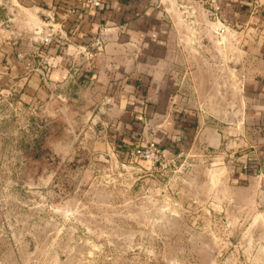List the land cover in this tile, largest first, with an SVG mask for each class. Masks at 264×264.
<instances>
[{"label":"rangeland","instance_id":"1","mask_svg":"<svg viewBox=\"0 0 264 264\" xmlns=\"http://www.w3.org/2000/svg\"><path fill=\"white\" fill-rule=\"evenodd\" d=\"M20 10L15 0H0V65L12 43L31 46L36 64L49 55L40 40L46 28ZM37 75L0 85V224L18 257L28 264H264L263 248L243 245L264 232L246 229L248 217L234 212L218 181L234 151L196 140L195 110L186 132L178 102L168 117L144 99H127L131 88L122 96L112 87L95 92L68 73L61 82L29 83ZM152 144L158 161L132 155Z\"/></svg>","mask_w":264,"mask_h":264},{"label":"crops","instance_id":"2","mask_svg":"<svg viewBox=\"0 0 264 264\" xmlns=\"http://www.w3.org/2000/svg\"><path fill=\"white\" fill-rule=\"evenodd\" d=\"M15 1L54 42L43 46L49 55L37 64L31 46L7 45L1 86L22 84L35 70L31 84L61 82L68 73L95 92L112 87L122 96V88H131L127 99H144L168 117L178 102L186 132L195 126L188 115L195 110L196 140L234 151L230 171L218 180L229 206L248 217V231L263 236L264 0H228L222 24L209 17L204 0H105L101 10L87 0ZM222 25L228 30L220 35ZM101 26L104 48L86 56ZM218 167L220 177L225 169ZM0 231V264H28L13 252L2 224ZM243 245L264 250V238Z\"/></svg>","mask_w":264,"mask_h":264},{"label":"built area","instance_id":"3","mask_svg":"<svg viewBox=\"0 0 264 264\" xmlns=\"http://www.w3.org/2000/svg\"><path fill=\"white\" fill-rule=\"evenodd\" d=\"M91 8L101 10L105 3V0H87ZM206 11L209 17L216 23L222 24V14L228 7V0H204ZM228 30L226 25L218 28L217 32L225 34ZM40 40L43 44H52L54 42V34L47 33L46 35L40 36ZM106 42V29L101 26L98 30L97 35L94 38V42L91 45V49H86V56H91L93 52H101ZM132 155L145 160L158 161L161 157L156 147L152 144L144 148H137L132 152Z\"/></svg>","mask_w":264,"mask_h":264}]
</instances>
